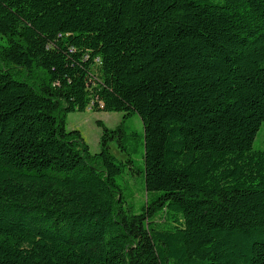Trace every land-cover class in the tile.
<instances>
[{"label":"trees","instance_id":"obj_1","mask_svg":"<svg viewBox=\"0 0 264 264\" xmlns=\"http://www.w3.org/2000/svg\"><path fill=\"white\" fill-rule=\"evenodd\" d=\"M262 124L264 0H0V264H264Z\"/></svg>","mask_w":264,"mask_h":264},{"label":"rangeland","instance_id":"obj_2","mask_svg":"<svg viewBox=\"0 0 264 264\" xmlns=\"http://www.w3.org/2000/svg\"><path fill=\"white\" fill-rule=\"evenodd\" d=\"M124 120L123 113H109V112H94L91 110H86L85 112H75L68 115L67 119V129L69 131L79 130L85 141L90 147L92 154H98L101 151L100 138L102 135L103 128L100 123H103L106 127L110 129L117 128ZM125 124L127 126L135 128L138 132L143 133V122L138 115H133L131 118L127 119ZM254 149L264 151V124H262L256 139L254 141ZM111 152L117 157L123 159L124 154L121 153L116 145V143L111 144ZM130 184L136 189L140 187L137 184L135 177H129ZM138 201L143 200L141 192L137 195Z\"/></svg>","mask_w":264,"mask_h":264}]
</instances>
